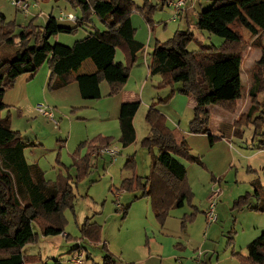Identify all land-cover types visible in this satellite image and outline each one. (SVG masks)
<instances>
[{"label": "trees", "instance_id": "trees-1", "mask_svg": "<svg viewBox=\"0 0 264 264\" xmlns=\"http://www.w3.org/2000/svg\"><path fill=\"white\" fill-rule=\"evenodd\" d=\"M64 1L79 12L77 19L70 23L51 14L45 25H37V17H34L15 33L16 21H7L5 14H0V48L16 47L13 57L9 53L0 54V264H26L24 247L37 241L39 232L44 236L63 233L67 225L64 212L74 207L76 197L71 174L51 180L39 163L28 161L26 148L34 143L23 140L20 131L12 128L9 116H1L9 107L4 101L5 93L14 87L21 75L30 73L34 77L45 64L51 72L50 88L74 81L79 84L83 98L100 99V85L106 81L110 96L120 93L139 54L145 49V43L136 39L133 13H142L149 22L156 8L148 2L139 6L134 0ZM95 18L104 24V29L98 27ZM240 25L257 38L264 33V0H212L210 8L199 12L196 27L223 37L222 45L201 42L199 49L189 50L188 45L195 39L194 32L178 29L168 40L158 41L151 53L150 76H161L158 87L181 83L178 92L195 98L189 132L207 135L211 145L227 137L225 124L243 134L239 123L233 126L225 120L220 123V134H213L209 109L215 105L234 112L243 97L244 44L237 29ZM80 28L86 35L71 45L53 41L62 33L73 34ZM260 43L261 57L252 71L253 82L248 92L251 103L244 114V124L253 130L255 137H264V46ZM119 49L125 61L116 60ZM139 107L138 101L121 105L119 140L123 147H129L137 139L134 118ZM146 121L150 125V134L144 138L143 145L158 146L159 153L154 156L150 175L126 177L118 190L140 192L134 199L150 198L157 220L164 224L173 208L191 203L194 198L187 167L176 156L204 164L191 154L185 135L169 125L155 103L149 107ZM113 139L99 134L79 143L73 153L72 165L78 168V176L95 165V159L102 154L99 151L112 146ZM254 146L264 149V138L259 146ZM214 179L220 182V179ZM251 185L253 190L239 196L236 208L264 211L261 178H254ZM129 208L130 204L120 209L124 216ZM195 216L192 212L190 219ZM182 228H186L185 220ZM100 231L101 226L97 223L85 222L82 226L83 236L92 241L101 240ZM247 251L243 262L264 264V231L248 244ZM79 256L82 258L81 254L75 257ZM106 257L105 264L115 263L111 254Z\"/></svg>", "mask_w": 264, "mask_h": 264}, {"label": "rangeland", "instance_id": "rangeland-1", "mask_svg": "<svg viewBox=\"0 0 264 264\" xmlns=\"http://www.w3.org/2000/svg\"><path fill=\"white\" fill-rule=\"evenodd\" d=\"M134 1L139 6H144L146 2L149 6H156L151 14L152 20L149 22L140 12L136 11L132 16L133 24L137 29L136 39L144 40L145 44H148L149 40V27L153 30L154 39L159 38L161 41L168 40L178 29L190 28L195 34V39L188 45L189 50L199 49L201 42L219 46L225 41L221 36L201 31L195 26H186L185 20L179 19L180 16L174 18V9L167 5L169 4L168 0L165 1L166 4H164V0ZM185 1L184 10L190 9L194 5L196 11L199 12L210 8L212 5V0ZM39 2L40 5L32 6L30 11L25 14L17 11L9 0H0V14L4 12L7 21H16L17 32L15 33H18L38 14L35 23L45 25L48 19L47 11L54 4V1L39 0ZM57 2L62 3L59 4V7L54 5L55 16L58 17L62 4L66 5L67 9L63 8V5L61 13L68 15L73 10L68 2L64 0H57ZM162 4L164 5L162 6ZM192 11L195 13L194 10ZM238 28H240L238 32L241 34L244 44L242 76V93L244 92V94L237 102V108L234 112H228L215 105L210 107L212 115L210 126L214 127L216 124L215 128L220 125L219 123L223 118L232 122L234 118V125L239 123L241 129L247 126L244 124L246 121L244 114L251 103L248 92L253 82L252 71H255L256 62L261 57L260 54L258 58V53H261L260 42L264 46V33H261V36L257 38V35L251 34L244 26L240 25ZM79 30L73 34L62 33L60 35L74 38L75 40L72 42L74 43L77 39L83 38V29L80 28ZM15 49L14 46L1 47L0 54L9 53L13 57L15 56ZM152 50V46H149V61L152 59ZM116 60L125 61L124 54L120 49L117 52ZM142 63L144 64L142 66L143 73L137 75L136 72H139L140 69H136L137 66L135 65L134 69L131 70L127 85L140 93L146 83L144 96L149 98V91L158 96L154 97L155 102L148 106L145 102H140L135 123L138 139L131 147H123L120 143L121 131L117 120H104L100 117V113H95L92 110L87 112V116H84L81 111H77L81 114H71L70 111L62 113L53 109L59 125H56L43 114H40L37 119L23 117L16 105L7 107L1 113L2 117H10L12 128L17 131L20 130L23 140L40 139L44 144L43 146L30 147L33 146L30 145L27 147L28 160H36L45 171L46 177L51 180L71 174L76 194L74 207L67 208L64 212L67 219L66 235L61 233L44 236L39 232L38 240L24 247L26 264H77L73 261V258L79 254V252L75 254L76 246L80 248L83 264H105L108 254H111L115 260V263L112 264H147L148 260H150L149 264H166L167 262L184 264L182 262L187 259L184 256L179 258L182 262L178 261V258L175 259L174 257L175 260L172 261L170 257H167L164 245L162 247L152 232L153 227L158 228V232H163L165 236L174 237L173 248L181 251L190 249L198 252V255L201 254L198 258L207 264H253L243 262L242 258L247 256V244L263 233L258 229L264 225L262 222L264 213L251 212L253 210L247 208H236V200L246 191L253 190L251 182L254 178L260 177L264 184V153L259 154V148L253 146L252 132L249 128L244 129V138L231 137V147L228 143L226 146L220 142L211 145L208 137L201 134L188 137L187 133H190L189 123L194 116V108L187 107V109L179 99L174 101L173 97V94L185 96L178 92L181 83H176L174 86L158 87L161 76H150V73L148 76L147 65ZM46 69L47 66L44 65L39 70V75L36 73L37 77L35 75L33 79H30V82L33 80L38 82L42 71ZM22 77L31 78V74L26 73ZM11 95L15 94L11 93ZM262 97L263 95L260 98L262 99ZM154 103L159 111L166 116L169 125L180 129L186 139L188 137L187 141L188 144L190 143L191 154L199 157L203 163H209L213 169L217 166L216 171L218 172L215 177L220 179V182L214 179L208 166L204 167L198 162H191L187 158L176 156L187 167L189 180L196 195L191 203H186L183 207L173 208L164 224L157 220L150 198L134 199V196L140 192L118 190L121 188L123 177L127 175H150L152 161L154 156L159 153V147L149 148L143 145V140L149 134L150 128L146 121L147 111L149 106ZM176 111L177 115L175 114ZM68 113L71 115H67ZM212 133L220 134L217 130H213ZM35 134L39 137H36ZM99 134L113 137L112 146L120 152L115 156L109 153L101 154L95 159L93 167L78 176V168L72 166L73 153L79 143L92 139ZM263 138V136H259L254 144L259 146L260 140ZM192 139H194L193 142ZM60 147L61 149L57 150ZM54 149L58 151L57 157L56 160H51L47 154L49 151L55 152ZM85 153L86 148L83 149V154ZM254 154L257 156H251ZM223 156L225 157L224 160H222ZM215 157L221 159L217 160ZM128 161L130 163L127 166ZM217 183H219L218 187L221 190L216 207L218 219L209 225L206 213L204 216L203 211L204 209L205 212L207 211L210 196ZM119 204L122 207L130 204L125 216L123 211L119 209ZM194 205H197V209L193 207ZM192 212L198 216L197 219L196 216L193 220L190 219ZM183 220L186 222L184 229L182 228ZM85 222L97 223L101 226L100 241H92L83 236L82 226ZM193 261L195 262L196 259Z\"/></svg>", "mask_w": 264, "mask_h": 264}, {"label": "crops", "instance_id": "crops-1", "mask_svg": "<svg viewBox=\"0 0 264 264\" xmlns=\"http://www.w3.org/2000/svg\"><path fill=\"white\" fill-rule=\"evenodd\" d=\"M37 1H38L37 4L40 5L39 0H37ZM53 1H54V4L47 11L48 17L51 14H53V15L55 14V11H54L55 6L54 5H58V7H59V4L62 3V2L59 3V2H57L55 0H53ZM165 1L166 0H164V4H166ZM63 5L64 4H62L60 6L61 11L58 14V17L60 19H61V16L63 14V13H61L63 8L67 9V6L64 5V7H63ZM171 8H173V7H171ZM192 10H194L195 13ZM201 11H199V12H201ZM70 12H71L70 14H74L76 17L79 14L78 11H74V10H72ZM199 12L196 11V7H194V5H193L192 8L184 10L181 13L179 19L185 20L186 26H195L196 27V23L198 21ZM2 13L5 14L4 12H2ZM38 15H36V16L38 17ZM132 19H133V17H132ZM65 21L72 22L74 20H69V19L65 18ZM95 21H96V24L98 25L99 28H101V29L105 28L104 24L102 22H100V21L98 22V20L96 18H95ZM188 29H190V28H188ZM237 29H240V28H237ZM183 30H185V29H183ZM148 32H149L148 44H145V49L141 52L142 55H141V53L139 54L138 62L136 64V66H137L136 69H140L139 72H136L137 75H140V74L143 73L142 66L144 64L142 62H144L147 65V68H148L147 74L149 76V73H150L149 65L151 64V61H152V59H151V61H149V56H148L149 55V46L150 47L152 46V48H154L156 43L158 41H161L159 38L158 39H154L153 30H152L151 27H149ZM150 32H152V33H150ZM82 35H83L82 37H84L86 34L83 32ZM56 38L57 39H55V41H59V42H62V43L67 42V43H65L67 45L73 44L72 42L75 40L74 38H72L70 36H64V35H59ZM139 40L142 41V39H139ZM142 42L144 43V40ZM260 54L261 53L259 52L258 53V58H259ZM45 65L47 66V69L42 71V74L40 76V80H38V82H35L34 80L32 82H30V79H33L34 77L24 78V77H22L23 75H21L17 79V82L15 83L14 87H12L11 89L7 90V92L5 93L4 101L9 106L16 105V108L18 109L19 112H21L23 117L32 118V119L39 118L40 117L39 116L40 113L38 112L37 108H38L39 104H45V105L51 106L52 109L57 110V111L62 112V113H64V111H67V112L70 111L71 114L72 113L81 114L80 112L79 113L77 112V111H81L84 116H87V112H90L92 110V111H95V113H100V117L104 118V120L112 119V120H117V122L119 123V114H120V108H121L122 103H124V102H133V101H138V102L142 101V102H145L146 105L148 106L149 104H152L153 102H155L154 97L158 96V95H155L154 93L152 94L150 91H149V95H148L149 98H146L144 96V93L146 92L145 91L146 83L144 84V87H143V89H141L140 93H138L136 90L131 89L132 87H129V85L126 84L124 89L120 93H118V94H116L114 96H110L109 95L110 86H109V84L106 81H103L101 83V85H100L102 98H100V99H85L81 95L79 84L77 82H74V81L69 82V83H67L65 85H60L59 87L50 88V79H51V75L50 74H51V72H50V69H49L48 65L47 64H45ZM37 75H39V71L37 72ZM37 75H36V77H37ZM242 76H243V72H242ZM242 79H243V77H242ZM11 93H14L15 95H11ZM174 95L175 94H173L174 101H177V99H179V101H181L186 108L187 107L194 108V106H195V98L193 96H187V95H185V96H176L175 95L174 96ZM210 107H209V109L211 110ZM71 114L68 113L67 115H71ZM175 114L176 115L178 114L177 111L175 112ZM136 116H137V114H136ZM136 116L134 118V124L136 123ZM221 120L222 121L225 120L227 122L229 121L230 125H234V121H235L234 118L232 119L233 122L231 120L227 119V118H223ZM172 125L175 126L174 124H172ZM187 126H188V124H187ZM215 126H216V124H215ZM215 126L214 127L210 126L211 131H213V130L214 131L215 130L219 131V126L220 125L217 128H215ZM135 128H136V126H135ZM245 128H249V127L246 126ZM245 128H243V134H241V133H237V131L234 128H233V130H231L230 127L228 126V124H225L224 132L226 134H228V135H227V137L218 139L216 142L224 143L226 146H227V143H228V145H230L231 144L230 139H231L232 136L233 137L234 136H236V137L238 136V137L244 138V134H245V130L244 129ZM249 129L252 132L251 139H252V143H253V146H254L255 145L254 144L255 140H257L259 136L257 135L255 137L253 130L251 128H249ZM18 131H20V130H18ZM120 131H121V129H120ZM136 132H137V129H136ZM149 134H150V128H149ZM190 135H194V134L187 133L188 137H190ZM201 135H204V134H201ZM35 136L39 137V135H37V134H35ZM205 136H207V135H205ZM188 137H187V139H188ZM192 137H194V136H192ZM137 139H138V133H137ZM28 140L30 142L34 143L33 146H30V147H36V145H40V146L44 145L40 141V139H31V138H29ZM193 141H194V139H192V142ZM248 143H250V142H248ZM132 145H130L129 147H131ZM61 147L59 149H57V150H60ZM230 147H231V145H230ZM259 150H260L259 154L260 153H264V149H259ZM54 151L55 152H53V153H51L52 151H49V154H47L48 155L47 157H49L51 160L52 159L56 160L58 151H56V149H54ZM31 152L33 153V150H31ZM255 155L257 156V154H254V155H251V156H255ZM212 158H214V157L212 156ZM215 158L217 160L221 159V158H218V157H215ZM222 158H223L222 160H224L225 157L223 156ZM29 162H37V161L35 160V161H29ZM203 164H204L203 165L204 167L208 166L209 170H211V174L214 175V177H215L216 173L218 172V171H216L217 170L216 169L217 166H215V168L213 169V167L209 166V163L208 164L203 163ZM132 175L133 174H131L129 176L127 175L126 177H130ZM126 177H123V179L126 178ZM193 191H194V189H193ZM195 195L196 194L194 193V197H195ZM194 206L197 208V205H194ZM203 212H204V216H205V209H204ZM251 212H254V210L251 211ZM257 212H263L264 213V211H257ZM197 217L198 216L196 215V219H197ZM262 222H264V219L262 220ZM157 229L158 228L153 227L152 232H154L153 234L156 236V240L160 244H162V247L164 245V249L166 250V255H167V257H170L172 261L175 260L176 258H178V261H181V259H179V258L184 256V257L187 258L184 262L181 261L184 264H203V261L198 258V257L201 256V254L198 255V252H194V251H192L190 249H184V250L181 251V250H178L176 248H173L172 244H174V242H175L174 237L169 236V235L165 236L163 234V232H158ZM258 230L263 232L264 231V225L262 227H259ZM63 234L66 235L65 231L63 232ZM248 244H247V246H248ZM76 250L77 251L75 252V254L77 252H79V254H81V251H80L79 247ZM174 257H175V259H174ZM193 259H196V261H195L196 263L193 261ZM149 263H150V260L147 261V264H149ZM173 263L174 262H167L166 264H173Z\"/></svg>", "mask_w": 264, "mask_h": 264}, {"label": "built area", "instance_id": "built-area-1", "mask_svg": "<svg viewBox=\"0 0 264 264\" xmlns=\"http://www.w3.org/2000/svg\"><path fill=\"white\" fill-rule=\"evenodd\" d=\"M9 1L13 6H15L16 9H18L19 11L25 14H27L30 11L32 6L37 4L34 0H9ZM168 2H169L168 5H170L174 9V18H178L185 9L184 6L186 4V1L185 0H168ZM65 18L69 20L77 19V17L74 14L66 15L63 13L61 16V19H65ZM37 110L40 114H43L46 117L50 118L51 121H53L56 125H59V121L55 118V115H54V112L51 106H48L45 104H39ZM119 152L120 151L113 146L101 149L99 151V153H102V154L109 153L112 156L117 155ZM215 185L216 187L213 189V192L209 199L208 209L205 212L206 217H207V222L209 225L212 224L213 222H216L218 219V216L216 213V207H217V198L221 190L218 187V183ZM118 207L119 209L122 208L120 204L118 205ZM73 261H75L77 264H83V260L81 256L75 257Z\"/></svg>", "mask_w": 264, "mask_h": 264}]
</instances>
